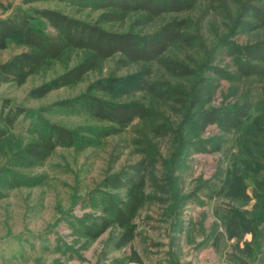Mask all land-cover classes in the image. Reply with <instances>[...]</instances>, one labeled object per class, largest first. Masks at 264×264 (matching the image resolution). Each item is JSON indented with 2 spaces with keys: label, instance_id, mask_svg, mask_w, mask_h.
Masks as SVG:
<instances>
[{
  "label": "rangeland",
  "instance_id": "rangeland-1",
  "mask_svg": "<svg viewBox=\"0 0 264 264\" xmlns=\"http://www.w3.org/2000/svg\"><path fill=\"white\" fill-rule=\"evenodd\" d=\"M74 1L0 0V19L16 10L33 15L30 9L56 10L90 23L99 18L101 10ZM132 22L130 17L104 27L124 32ZM33 23L41 29L47 27L40 19ZM230 40L242 45L251 35L240 30ZM24 50L17 41H11L0 51V65ZM78 55L42 68L22 86L0 78V100H10L25 111L0 142V264H258L264 229V159L246 133L259 111L247 127L230 135H223L216 124L204 131L192 124L184 128L179 125L178 130L192 140L222 139L221 149L212 152L207 144L205 151L177 156L176 166H157L154 177L165 187L164 194L151 180L145 194L161 195L163 200L143 205L132 222L136 237L128 243L118 246L123 230L115 225L97 239L87 236V227L108 217L106 200L115 191L101 186L105 175L139 158L126 146L132 129L121 136H107L103 129L107 124L85 112L51 111V107L58 101L77 98L92 81L110 71L121 78L135 68H118V58L114 57L77 86L53 91L42 99L29 96L34 88L74 65ZM219 63L231 70L233 60L224 51ZM212 79L216 89L204 96L201 106L229 107L234 102L232 83L225 77ZM41 122L62 125L83 139L70 147H58L43 163L30 164L22 155L23 148L44 129L36 125ZM176 138L161 139L158 152L164 160L171 161L177 155ZM118 154L112 163L113 155ZM2 179L7 182L2 184ZM193 193L194 200L181 210V198Z\"/></svg>",
  "mask_w": 264,
  "mask_h": 264
},
{
  "label": "trees",
  "instance_id": "trees-1",
  "mask_svg": "<svg viewBox=\"0 0 264 264\" xmlns=\"http://www.w3.org/2000/svg\"><path fill=\"white\" fill-rule=\"evenodd\" d=\"M34 1L38 0H28ZM74 2L101 10L99 18L90 23L56 10L30 9L33 15L16 10L0 19V51L11 41L26 49L0 65V78L22 86L42 68L81 54L74 65L65 66L61 74L29 94L32 99H42L53 91L83 83L111 58H118V68H135L121 78L110 71L92 81L77 98L58 101L51 107V111L85 112L107 124L103 127L107 136H121L132 129L126 146L139 158L123 164L113 174L107 172L101 186L115 191L106 200L104 210L108 217L99 218V222L85 229L89 238L97 239L115 225L123 230L118 245L122 246L136 237L132 222L143 205L163 200L161 195L145 194L149 180L164 194L165 187L154 177L159 164L165 163L168 169L170 163L176 166L177 156L205 151L208 145L212 152L221 149L222 139L192 140L178 130L179 125L184 128L192 124L204 131L216 124L223 135H230L247 127L253 114L259 111L256 120L249 123L246 136L249 134V143L264 159V0ZM130 17L132 25L124 32L104 27ZM35 19L43 20L47 27H37ZM240 30L251 35L246 44L230 40ZM224 51L233 60L231 70L219 63ZM214 77H225L232 83L234 102L229 107L201 106L204 96L216 89ZM24 116V109L13 106L10 100H0V142ZM36 125L44 129L22 152L30 164L43 163L58 147H70L83 139L78 132L57 123ZM172 135L177 137L178 152L168 161L159 155V144L161 139ZM118 156L113 155L112 163ZM194 197V193L183 196L180 209ZM261 224L264 227V210ZM259 247L258 264H264V229Z\"/></svg>",
  "mask_w": 264,
  "mask_h": 264
}]
</instances>
